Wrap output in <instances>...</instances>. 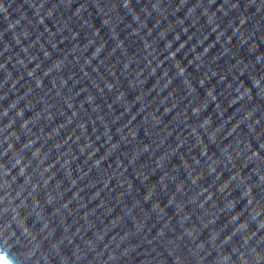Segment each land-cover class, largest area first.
I'll list each match as a JSON object with an SVG mask.
<instances>
[{"label": "water", "instance_id": "obj_1", "mask_svg": "<svg viewBox=\"0 0 264 264\" xmlns=\"http://www.w3.org/2000/svg\"><path fill=\"white\" fill-rule=\"evenodd\" d=\"M0 257L264 264V0H0Z\"/></svg>", "mask_w": 264, "mask_h": 264}, {"label": "clouds", "instance_id": "obj_2", "mask_svg": "<svg viewBox=\"0 0 264 264\" xmlns=\"http://www.w3.org/2000/svg\"><path fill=\"white\" fill-rule=\"evenodd\" d=\"M163 47V46H162ZM205 51H207V48H205L204 49ZM176 70V66H174V71ZM178 71H179V74L180 75H183L184 74V72H185V68L184 67H179V69H178ZM209 88H211V86H209ZM195 90V89H194ZM212 102H213V104L214 103H216V100H217V97L216 96H214V95H212V97H211V99H210ZM196 108L197 107H193L192 108V112H194L195 110H196ZM205 113H207V111H205L204 113H203V115L201 116V122H204L205 121V117H211V113H208L207 115H205ZM209 124V123H208ZM207 124V125H208ZM201 126L203 127V123H201ZM17 163H19V161H17ZM243 223V222H242ZM25 231H26V229H25ZM0 259H2V257H0Z\"/></svg>", "mask_w": 264, "mask_h": 264}]
</instances>
